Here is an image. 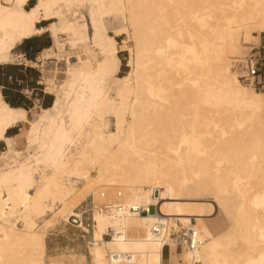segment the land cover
<instances>
[{"label":"bare ground","instance_id":"bare-ground-1","mask_svg":"<svg viewBox=\"0 0 264 264\" xmlns=\"http://www.w3.org/2000/svg\"><path fill=\"white\" fill-rule=\"evenodd\" d=\"M27 1L0 0V64L23 39L44 31L54 44L59 31L71 44L91 42L100 56L67 66L51 104L32 119L0 93V264H44L48 227L79 215L73 208L80 199L71 197L78 180L94 184L93 198L103 195L100 187L119 188L117 203L92 208L91 264L122 260L129 228L141 230L139 241L158 264L165 246L171 256L176 244L186 264H264V93L241 85L227 58L237 28L244 39L264 31V0ZM109 14L122 18L117 33L126 34L131 66L114 95L107 80L119 60L105 28ZM50 19L57 22L39 25ZM20 121L29 127L26 148L17 151L6 131ZM204 195L214 204L180 200ZM150 204L155 212L136 209ZM206 205L224 214L223 233L205 225ZM181 226L196 232V247L173 240ZM83 254L46 264H87ZM148 255L128 261L141 264Z\"/></svg>","mask_w":264,"mask_h":264},{"label":"rangeland","instance_id":"rangeland-1","mask_svg":"<svg viewBox=\"0 0 264 264\" xmlns=\"http://www.w3.org/2000/svg\"><path fill=\"white\" fill-rule=\"evenodd\" d=\"M34 2L35 0H28L26 7L30 6ZM79 11L83 15L85 14L84 16L87 18V13L84 8H80ZM231 12H233V9L227 7L224 14L229 15ZM49 22H57V19L41 21L39 25H48L50 24ZM104 23L107 34L112 36L115 40L116 54L119 60L117 67L118 70H116L115 74L112 76L114 79L109 78L107 80L108 86L110 88L109 92L114 95L113 89L130 71V53L128 48L124 45L127 40L126 34L124 32L118 34L121 32L118 29H120L121 25L123 24L121 16L119 14H109L104 18ZM230 25L233 28L237 27V25H240L239 19L236 17L234 21L230 22ZM236 31L239 33L238 36L231 40L232 43L234 42V44H236V47L227 56L230 68L232 60L246 54L251 49V47H257V49L263 50L262 47L264 46V31L258 30L257 33L253 32L254 37L250 39H244V37L240 34V28H237ZM33 37L39 38L38 43H36L34 46V48H38L39 50L33 52L30 59L27 58L22 52L21 48L17 46L14 48V50H12L14 58L12 57V60L7 62L11 66L0 68V77L2 81V84H0V93L7 91V96L10 101L14 103H21L23 106H25L24 108L27 109L28 119H32L41 108H45L51 104V101L53 100L54 95L59 88L58 86L63 83L67 76L66 68L79 64L80 60L86 59V57H89L91 54H95L98 57L100 56L96 46H94L91 42L87 41L86 44L83 42L79 43L78 41V43L76 42L75 44H71V42H69L70 36L63 31H59L57 33V44H54L53 38L50 36V31H44ZM48 46L51 47V50L48 52L43 51V48ZM231 70L233 71L232 68ZM240 83L247 88H252L242 82ZM259 91L264 93V88L260 89ZM28 127L29 121H20L7 129L6 135L12 137V145L15 150L22 151L26 148L27 143L25 136ZM4 149L5 143L4 141H0V168L4 167L5 165L4 158L1 154ZM90 172L91 174L94 173L93 170H90ZM106 178L108 177L104 175V179H100V182L102 183ZM72 184L73 189L71 197L80 199L77 205L73 208V211L76 213L78 211L77 214L82 215H80V220L78 217L74 216H69L66 218L60 216L53 224L48 227L45 235L46 254L44 252V264H46L51 259V257L59 256L61 254H64L65 261L70 263V259L67 256L68 253H84L83 255L86 263L91 264V256L89 253V246H91V233L93 230V210L91 207L92 205L94 206V204L101 207L102 204L108 202L117 203V197L115 196V193L116 190H119L118 187L112 189L100 187L98 190L101 191L103 195H99L98 192L97 195L99 196H96L95 199L93 198L91 191V188L94 186V184L90 183L88 184L89 186H87L81 180L74 181ZM97 197H100L99 201ZM180 200H199V202L203 204H214V201L209 195H204L199 199L182 196V199ZM150 210H153V208ZM204 211V216H202V218L205 225L209 228L212 234H221L228 229L226 228L228 226V222L224 214L222 212H218L217 208L214 209L212 206L209 208V206L206 205ZM46 217H49V215ZM39 220L40 219H37L38 222ZM172 222L176 223L177 225L181 224V221L178 218L172 219ZM17 226L21 227L20 222H18ZM128 234L130 235V241L128 248L123 255V259L112 264H132V262L128 261V258L135 259V257L139 255H142L143 257L148 255L146 245L144 242L139 241V236L142 235L141 230L137 228H129ZM103 238H110V228H106L105 232L103 233ZM173 240L176 241L175 239ZM141 264L158 263L148 255V259ZM161 264H186V251L183 249L182 245L176 244L174 249L171 250V256H169L168 247L165 246L162 252ZM198 264L200 263L198 262Z\"/></svg>","mask_w":264,"mask_h":264},{"label":"built area","instance_id":"built-area-1","mask_svg":"<svg viewBox=\"0 0 264 264\" xmlns=\"http://www.w3.org/2000/svg\"><path fill=\"white\" fill-rule=\"evenodd\" d=\"M263 50L257 49V47H251V49L241 57H237L232 60L231 68L235 71L237 78L240 82L257 90L264 88V46ZM158 189H154L153 194H157ZM93 208V205L91 209ZM102 209L107 207L102 204ZM153 208V210H150ZM155 205L150 204L147 208H136L137 211L155 212ZM81 215V214H80ZM80 215L78 219L80 220ZM171 237L175 240L180 238L182 242L190 248H194L198 244L196 232L193 229H187L183 226L175 232L171 233Z\"/></svg>","mask_w":264,"mask_h":264},{"label":"trees","instance_id":"trees-1","mask_svg":"<svg viewBox=\"0 0 264 264\" xmlns=\"http://www.w3.org/2000/svg\"><path fill=\"white\" fill-rule=\"evenodd\" d=\"M38 41H39V38L38 37L31 36V37H27V38L23 39L17 46H19L21 48L22 52L25 54V56L30 59L31 58V54L33 52H36V51L39 50L38 48H34V46L36 45V43H38ZM30 46H32V47H30ZM8 66H11V65L8 64V63H6V64H0V68H6ZM0 84H2L1 77H0ZM2 93H1V95H2L3 99L10 106H14V107L20 106V107H23V108L25 107L21 103H14V102L10 101L8 99V96H7L8 95V92L7 91H3ZM48 106H46V107H48Z\"/></svg>","mask_w":264,"mask_h":264},{"label":"crops","instance_id":"crops-1","mask_svg":"<svg viewBox=\"0 0 264 264\" xmlns=\"http://www.w3.org/2000/svg\"><path fill=\"white\" fill-rule=\"evenodd\" d=\"M174 263H175V260H174Z\"/></svg>","mask_w":264,"mask_h":264}]
</instances>
